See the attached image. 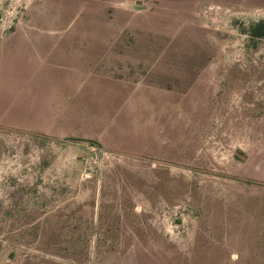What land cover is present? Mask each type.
<instances>
[{
    "label": "rangeland",
    "instance_id": "obj_1",
    "mask_svg": "<svg viewBox=\"0 0 264 264\" xmlns=\"http://www.w3.org/2000/svg\"><path fill=\"white\" fill-rule=\"evenodd\" d=\"M264 0H0V264H264Z\"/></svg>",
    "mask_w": 264,
    "mask_h": 264
},
{
    "label": "trees",
    "instance_id": "obj_2",
    "mask_svg": "<svg viewBox=\"0 0 264 264\" xmlns=\"http://www.w3.org/2000/svg\"><path fill=\"white\" fill-rule=\"evenodd\" d=\"M252 38L264 39V21L254 24L250 29Z\"/></svg>",
    "mask_w": 264,
    "mask_h": 264
}]
</instances>
